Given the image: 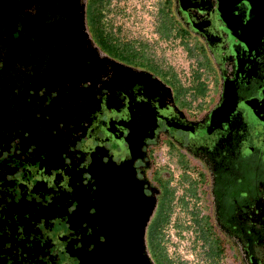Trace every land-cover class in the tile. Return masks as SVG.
I'll return each mask as SVG.
<instances>
[{
    "label": "flooded vegetation",
    "instance_id": "1",
    "mask_svg": "<svg viewBox=\"0 0 264 264\" xmlns=\"http://www.w3.org/2000/svg\"><path fill=\"white\" fill-rule=\"evenodd\" d=\"M98 1L0 0V264H80L108 218L127 227L128 193L100 220L90 184L128 151L155 198L145 231L154 264L146 236L156 212L157 264H195L196 251L208 264H264V14L156 0L158 38L182 45L202 74L180 80L156 54L167 76L128 62L154 50L128 36L131 0H111L105 18ZM180 176L205 190L187 209ZM167 177L169 202L154 182ZM161 212L171 214L163 223Z\"/></svg>",
    "mask_w": 264,
    "mask_h": 264
},
{
    "label": "water",
    "instance_id": "2",
    "mask_svg": "<svg viewBox=\"0 0 264 264\" xmlns=\"http://www.w3.org/2000/svg\"><path fill=\"white\" fill-rule=\"evenodd\" d=\"M241 3L257 16L264 14V0H219L218 9L223 15L231 14L237 12ZM139 150L140 154L141 146ZM135 155L131 157L128 151L119 161L111 160L108 163L109 167L103 168L101 172L97 171L96 180V176H92L90 191L94 192V195L98 191L99 196L90 198L101 210L99 219H104L103 211L107 208L113 212L112 200L116 194L126 192L128 193V225L126 227L125 223L112 218L109 221L108 218L103 225L104 229H98L99 232L97 231L96 234L98 238L103 237V240L97 241L98 245L100 244L99 248L96 246V251H92L91 256L80 255V264H154L146 248L145 231L155 207V198L144 192L143 183L137 176L134 166L139 155ZM89 209L92 210V215L97 211V208L91 204L86 206L85 212Z\"/></svg>",
    "mask_w": 264,
    "mask_h": 264
},
{
    "label": "rangeland",
    "instance_id": "3",
    "mask_svg": "<svg viewBox=\"0 0 264 264\" xmlns=\"http://www.w3.org/2000/svg\"><path fill=\"white\" fill-rule=\"evenodd\" d=\"M110 1L111 0H99L97 2V5L98 4L100 5V10L103 12V15H104L103 18H105L108 14H110V10H109ZM156 3H157L156 0H131V12L129 13V16H128V36L135 38V40L136 39L141 40V41L149 44V46H151L154 50H156V53L151 48L146 50L143 47H139V50L136 51L137 57L136 56L132 57V56L128 55L129 56L128 62H131L138 67H142V68L144 67L148 70H152L155 74H158L162 77L167 76L168 73L170 74L169 69H171V68H167L164 66V69H163V68H160V66H159L160 64H158V63L154 64L152 62V58L150 56H148V52H149L150 54H152L154 56L156 54L157 57H159V59L163 58L164 62H166L167 64L172 66L173 69L177 73H180L181 75H179V77H178V79H180V80H181L182 76H200L201 72L198 71V68H196V69L192 68L193 61H192L191 55L187 54L186 49L182 45H177V44L173 45V44H171V42H168L167 40H162L161 37L158 38V31L157 30H158V22H159L158 18L159 17H158V14L156 13V7H157ZM171 11L173 12V10H171ZM160 31H162V30L160 29ZM117 36L119 37V40H124L123 39L124 38L123 33L118 34ZM115 38H116V36H115ZM122 46L128 48V45L125 46L122 44ZM129 46H130V44H129ZM118 50H120V49H118ZM130 50L133 51L132 48H130ZM134 57H136V59H134ZM154 59L157 60L155 57H154ZM166 68H167V70H166ZM203 89H204V87H203ZM200 93L201 92H198V95ZM182 96L183 95H180V98ZM210 130L211 129H206L205 133H209ZM124 155H125V153L122 156H124ZM178 157L182 159L181 154H178ZM181 162L178 163L179 166H181L183 168H187L188 170H193L194 165H192L191 163L188 164L185 161H184V163H181ZM176 173H178L177 170H176ZM170 180H172V177L171 178L170 177L160 178V179L154 180L155 184L159 185V187L165 192V198L167 196L168 202L174 201V198H175V194L173 193V190L170 191L168 189V185H169ZM184 180H186L187 188L185 190L184 196H181L179 198V202L181 205H184V209H187V207L191 206V205L189 206V204H188V197L191 196V198H193L194 201L199 200V199L202 200L204 195H205V190H203L201 192L200 191L201 189H195L194 184L186 176L185 177L180 176V178L176 181L178 182V185L180 186L181 184H183ZM205 183H206V181L202 176L200 178H198V185H201V184L205 185ZM196 194L198 195L197 197H196ZM176 199H178V197ZM163 204H164V211L166 212L167 203L165 200L163 201ZM169 209L173 212V210L176 209V206H174V207L171 206ZM192 213H193V209H192L191 214ZM168 214L169 213H167L165 215L163 212H161L160 222L163 223L164 219L167 220V217L171 215V214H169V215ZM193 214H195L196 217H199V215H200V213H198V216H197L196 211H194ZM158 216H159L158 212H156L155 217L153 219V222L150 226V230L146 236L147 237L146 238L147 239V246H149V247L151 244V243H149V241H151L154 223L156 224L157 227L159 224ZM162 223H160V224L162 225ZM188 242H189V240L187 238H184V239L180 240V242H179V244H181V246L179 248L180 249V256L186 258L187 261H189V259L191 258L190 251H186L184 249L185 247H183V246H185V244L187 245ZM195 264H208L207 261L205 260V258L202 256V254H199V251H196Z\"/></svg>",
    "mask_w": 264,
    "mask_h": 264
},
{
    "label": "trees",
    "instance_id": "4",
    "mask_svg": "<svg viewBox=\"0 0 264 264\" xmlns=\"http://www.w3.org/2000/svg\"><path fill=\"white\" fill-rule=\"evenodd\" d=\"M155 217V215H154ZM154 219V218H153ZM153 219L150 221L149 225H148V232L150 230V226L153 222ZM153 230H152V236H151V241H149L150 247H149V251H150V255L152 257V259L154 260V262L157 264V257H158V233H157V226L154 223L153 226Z\"/></svg>",
    "mask_w": 264,
    "mask_h": 264
}]
</instances>
